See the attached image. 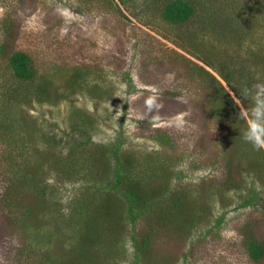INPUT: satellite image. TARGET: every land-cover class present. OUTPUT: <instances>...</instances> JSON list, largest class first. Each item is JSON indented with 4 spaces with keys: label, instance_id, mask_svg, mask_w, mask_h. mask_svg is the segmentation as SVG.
Instances as JSON below:
<instances>
[{
    "label": "rangeland",
    "instance_id": "rangeland-1",
    "mask_svg": "<svg viewBox=\"0 0 264 264\" xmlns=\"http://www.w3.org/2000/svg\"><path fill=\"white\" fill-rule=\"evenodd\" d=\"M125 1L126 6L119 0H22L10 9L19 30L4 34L0 29V45H5L6 51L21 50L31 55L41 73L53 81L60 93L68 95L55 104L32 100L20 107L21 112L36 120L35 136L45 137L34 138L32 146H47L56 160L65 162L70 157L69 147L74 148V156L85 157L95 143L110 144L119 139L123 152L143 164L140 169L146 163L152 165V154L156 153L166 159L162 172L173 171L169 188L187 191L193 211L207 215L188 235L182 232L181 223L159 226L150 213L138 217L134 224L126 219L111 250L103 247L100 256L106 264H264V259L255 263L249 259L241 236L242 225L248 222L264 238V173H244L240 190L229 192L223 199L225 207L221 206L217 189H210L209 182H204L222 172L226 161L223 147L228 144L229 131L240 123L237 116L224 122L218 119L221 109L216 117L209 114L212 98L207 91L211 86L201 84V77L191 75L186 64L175 63V71L162 58L175 50L191 59L164 37L163 33L168 32L161 13L169 0ZM242 1L238 0L239 8L229 11L245 16L246 5ZM12 2L0 0V16L12 7ZM188 27L200 26L193 21ZM250 33L260 35V48L264 49V20H257ZM249 36H245V41ZM78 68L84 69L85 80L70 88L68 76ZM181 71L188 75L184 77ZM262 73L257 82H264ZM218 79L233 96L225 82ZM90 85L101 86L107 93L92 97L86 91ZM77 124H83L82 133L75 130ZM16 152L4 146L0 136V264H30L34 252L64 245V235L76 228L69 224L70 215L78 206L81 192H86L87 186L91 190L93 184L83 172L72 181L56 172L41 175L47 183L48 209L35 211L41 221L40 229L56 230L48 243L34 247L28 234L19 235L9 227L6 200L13 193L8 186L13 161L8 158ZM156 176L155 185L167 181L158 170ZM14 181L21 184L16 177ZM247 193L255 195V203L239 207ZM221 215L220 224L214 226ZM44 220L48 225H44ZM142 237L147 238L148 254L136 256L134 241L139 242Z\"/></svg>",
    "mask_w": 264,
    "mask_h": 264
},
{
    "label": "trees",
    "instance_id": "trees-1",
    "mask_svg": "<svg viewBox=\"0 0 264 264\" xmlns=\"http://www.w3.org/2000/svg\"><path fill=\"white\" fill-rule=\"evenodd\" d=\"M21 1L13 0L10 4L12 7L0 16V29L4 34L12 29L18 32L19 24L16 25L14 13L10 9ZM119 1L126 6L125 0ZM242 2L243 6L246 5L243 17L229 11L230 8L235 10V6H241L238 0H169L163 5L161 13V19L167 26L164 29L168 32L163 33L164 37L191 59L172 49L174 56L168 53L162 58L175 71L176 64H186L190 74L201 77V84L211 86L207 91L212 98L209 114L216 117L221 109L222 116L218 119H224L225 122L237 116L240 122L228 133V144L223 147L226 161L222 172L218 177L204 180L205 184L209 182L210 189H217L222 207L227 204L223 199L229 196V192L240 190L244 173H264V151H256L243 141L245 122L239 119L240 107L218 79L225 82L245 108L251 106V101L241 96V89L245 84L251 86L256 83L264 72V49L260 48L261 39L257 37L260 35L250 33L257 20H264V0ZM193 21L198 22V29L188 27ZM185 24L187 27H184ZM247 35L250 36L245 41ZM4 47L0 45V136L4 146L17 150L15 158H8L13 161L9 168L11 181L8 185L13 193H9L6 200L10 214L9 227L19 235L28 234L34 247L41 242L48 243L56 229H40L41 221L35 211L48 209L45 199L47 183L41 175L56 172L65 180L72 181L83 172L86 179L93 181L91 190L87 186L86 192H81L78 206L70 215L69 224L76 228L69 235H64V245L56 250L47 248L43 252H34L30 264H106L100 256L104 245L110 249L116 243L126 219L134 224L138 217L146 213H150L152 221L159 226H169L175 221L181 223L185 235L207 218V215L193 211L194 206L190 204L191 198L187 196V191L169 188L173 171L162 172L164 167L161 166L165 165L166 159L156 153L152 154V165L146 163L145 168L140 169L143 164L134 160L131 154L123 152L119 139L110 144L95 143L85 157L74 156V148L69 147L70 157L65 162L56 160L55 154H50L47 146L40 147L37 143L32 146L34 138L45 140V137L35 136L38 128L36 120L21 112L20 107L32 100L55 104L68 95L60 93L53 81L41 73L31 55L21 50L6 51ZM171 58H174L173 61L169 60ZM84 74V69L78 68L69 75L70 88L85 80L82 78ZM181 74L184 77L188 75L186 71H181ZM86 91L92 97L105 96L107 93V90L97 85H90ZM72 115H76V109ZM83 122L87 126L92 125L90 121ZM75 130L82 133L83 124H77ZM162 140L170 145L166 137H162ZM49 158L53 160L50 164ZM28 161L30 165L23 164ZM47 166L49 169L46 170ZM157 170L167 180L164 184H154ZM15 177L20 179L21 184H15ZM98 189L102 191L97 192ZM253 203L255 195L247 193L238 206L246 207ZM223 215L216 218L214 226L220 224ZM172 216L174 218L170 220ZM44 225H48L45 220ZM177 229L180 230L179 227ZM241 236L249 259L254 263L263 260L264 238L257 235L248 222L242 225ZM134 244L136 256L148 254L146 237H142L139 242L135 240Z\"/></svg>",
    "mask_w": 264,
    "mask_h": 264
},
{
    "label": "clouds",
    "instance_id": "clouds-1",
    "mask_svg": "<svg viewBox=\"0 0 264 264\" xmlns=\"http://www.w3.org/2000/svg\"><path fill=\"white\" fill-rule=\"evenodd\" d=\"M241 96L251 101V106L245 108L233 95L234 102L240 107L239 119L245 122L242 139L254 150L264 151V82L245 84Z\"/></svg>",
    "mask_w": 264,
    "mask_h": 264
}]
</instances>
